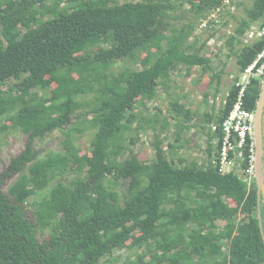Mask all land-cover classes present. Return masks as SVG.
I'll list each match as a JSON object with an SVG mask.
<instances>
[{"label": "trees", "instance_id": "1", "mask_svg": "<svg viewBox=\"0 0 264 264\" xmlns=\"http://www.w3.org/2000/svg\"><path fill=\"white\" fill-rule=\"evenodd\" d=\"M185 1L189 8L178 14L172 0H0V120L7 116L28 135L3 178L25 173L8 191L0 180V264H108L106 259L125 247L141 250L122 264H193L195 256L202 264H264L259 187L254 182L248 189L237 173L220 172V127L210 131L204 167L183 158L175 164L160 143L149 163L133 156L117 164L126 148L119 139L138 119L136 106L168 87L174 70L212 68L197 39H190L202 17L223 0ZM64 2L77 5L67 10ZM245 11L227 42L239 71L264 48L263 41L235 48L254 23L264 22V0H253ZM47 15L52 17L43 21ZM180 20L185 23L178 28ZM105 42L110 45L90 50ZM137 53L145 54L141 69L106 72ZM53 83L51 94L36 101L32 90ZM90 91L96 92L92 113L99 117L90 153H81L74 138L66 137L63 149L39 157L34 141L71 123L83 107L79 97ZM261 91L254 80L246 93L249 109L257 108ZM238 92L233 83L219 114H209L208 121L219 125ZM172 105L177 114L192 117L184 104ZM169 146L173 152L181 145ZM245 156L246 168L247 150ZM74 169L85 175L71 177ZM108 176L126 180L125 191L107 188ZM55 179L50 195L32 202L33 221L29 198ZM49 220L56 221L57 232L41 241L39 224Z\"/></svg>", "mask_w": 264, "mask_h": 264}, {"label": "rangeland", "instance_id": "2", "mask_svg": "<svg viewBox=\"0 0 264 264\" xmlns=\"http://www.w3.org/2000/svg\"><path fill=\"white\" fill-rule=\"evenodd\" d=\"M124 1L125 0H121V2ZM172 2L177 7L178 14L188 9L190 5L189 2L185 0H172ZM252 3L253 0H240L237 10L231 13V15H228L227 24L222 27L221 31L218 30L215 34H208L206 31L200 32L199 28L196 29L190 41L197 39V47H202L200 51L201 54L212 59L210 63L212 68L205 70L202 67L196 66L193 67L189 73H187L185 67L174 70L171 73V79L173 81L168 87L164 88L161 86L158 90V96L155 99L143 100L144 103L136 106L134 112L138 114V119L133 122L131 128L122 133L119 139L120 143L124 144L126 148L123 154L119 156L117 164L133 156H136L143 162L149 163L155 160L157 155L156 144L160 143V146L175 164H179V158H183L185 163L196 160L200 162V166H205L209 157L207 150L210 144L209 136L213 131L212 126L215 124L213 120L208 121V115L212 114L216 117L219 114L221 107L225 103L227 93L234 83L235 77L240 73L237 56L235 53H231L230 45L227 42L229 41L230 35L234 33L239 24L238 19L246 14L245 7H251ZM75 5H77V2L69 4L64 2L61 4V7L72 10ZM51 17L52 15H47L43 18V21ZM182 23H185V21H177L178 28H180ZM244 39H246V37H244ZM109 45V42H105L99 46L92 47L90 50L98 51L100 47H108ZM244 45V42H242L235 48L238 50ZM144 55L145 54L142 53L133 54L126 59L116 62L106 72L118 74L125 69H141L143 67L141 58ZM219 72L221 73V78L215 77V74ZM73 75L75 77L78 76L76 73H73ZM262 82L263 79L260 81L261 90ZM55 86L56 83H53L48 89L34 88L32 93L37 94L36 101L42 99L43 95L49 96L51 94V89ZM79 100L83 103V107L78 110L77 115L73 117L71 123L61 130L51 132L45 137L37 138L34 141L36 150L41 154L39 157H43L51 150L59 151L63 149V141L66 137L74 138L75 144L81 147V153H90L91 142L97 130V126L94 124L99 120V117L92 113V110L97 106L96 92L90 91L86 94H82ZM177 101L180 104H184L185 108L191 109L192 117L190 119L186 118L183 113L180 115L177 114L173 109L172 104ZM155 115H158V120H156ZM50 116H55L53 111ZM165 121H168V124H165ZM11 123L12 121L8 120L7 116L0 120V180H2V188L5 191H8L20 176L25 173L21 172L3 178V173L8 169L10 162L26 148L28 141V135L12 126ZM140 123H142L143 126L137 127ZM73 128H80L82 131H74L76 129ZM261 131L262 140H264V106L261 117ZM177 136L180 139L179 142H176ZM173 142L181 146L177 147L172 152L169 145ZM217 142L218 139L213 138L211 142L214 146L213 153L217 151ZM262 146V166L264 172L263 141ZM70 175L73 178L83 177L85 172L74 169ZM241 176H243L242 173ZM57 179H59V176ZM57 179L50 182L41 192L29 198L28 215L33 221L36 219L34 216L35 206L32 202L34 200L39 202L44 197L49 196L50 188L55 184ZM253 180L256 181V178L254 177ZM104 184L107 188L116 189L123 193L127 181L124 179L116 181L113 176H108L104 180ZM217 223L220 222L217 221ZM38 232L41 241L51 239L57 232L56 221L49 220L45 224L40 223ZM128 243H130V241ZM140 250L141 249L138 250L125 247L124 249L115 251L114 254L106 260L108 264H122L127 256L136 258L137 256L135 255L137 251L140 252ZM225 250L227 251L226 246L224 247V251ZM193 264H202V261L199 260L198 256H195Z\"/></svg>", "mask_w": 264, "mask_h": 264}, {"label": "built area", "instance_id": "3", "mask_svg": "<svg viewBox=\"0 0 264 264\" xmlns=\"http://www.w3.org/2000/svg\"><path fill=\"white\" fill-rule=\"evenodd\" d=\"M240 0H223L222 3L206 13L199 23L200 32L215 34L227 24L228 15L237 10ZM253 24L242 38L244 44H252L256 41L264 43V22ZM246 37V39H244ZM264 78V48L257 54L254 61L239 75L235 77L234 84L239 88L236 102L227 117L219 124H213V131L220 127L222 136L219 139L218 164L222 174L237 173L240 169V177L246 179L251 189L253 178L257 172V147L255 140L256 110L246 106V93L254 80L261 81ZM246 150L249 153V164L245 168ZM241 173L243 176H241ZM252 181V182H251Z\"/></svg>", "mask_w": 264, "mask_h": 264}, {"label": "water", "instance_id": "4", "mask_svg": "<svg viewBox=\"0 0 264 264\" xmlns=\"http://www.w3.org/2000/svg\"><path fill=\"white\" fill-rule=\"evenodd\" d=\"M263 106H264V78L262 82V91H261L260 98L257 103L256 122H255V140H256V147H257V174L255 178H256V183L259 187L260 199L262 198V194L264 196V172H263V166H262V157H263L262 141L263 140H262V131H261V117H262ZM239 173H240V169L237 170L238 175ZM243 180L247 183L246 179H243ZM249 186L250 184L247 183V187Z\"/></svg>", "mask_w": 264, "mask_h": 264}, {"label": "flooded vegetation", "instance_id": "5", "mask_svg": "<svg viewBox=\"0 0 264 264\" xmlns=\"http://www.w3.org/2000/svg\"><path fill=\"white\" fill-rule=\"evenodd\" d=\"M263 144H264V140H263ZM258 195V200H259V205H258V217L261 219L260 224L264 223V196L262 194V198L260 199L259 197V190L257 192Z\"/></svg>", "mask_w": 264, "mask_h": 264}, {"label": "clouds", "instance_id": "6", "mask_svg": "<svg viewBox=\"0 0 264 264\" xmlns=\"http://www.w3.org/2000/svg\"><path fill=\"white\" fill-rule=\"evenodd\" d=\"M254 182L256 183V181H254ZM254 182H253V183H254ZM251 186H252V185H251Z\"/></svg>", "mask_w": 264, "mask_h": 264}]
</instances>
